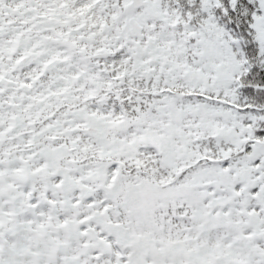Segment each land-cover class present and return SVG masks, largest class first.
Here are the masks:
<instances>
[{"label":"snow or ice","instance_id":"obj_1","mask_svg":"<svg viewBox=\"0 0 264 264\" xmlns=\"http://www.w3.org/2000/svg\"><path fill=\"white\" fill-rule=\"evenodd\" d=\"M0 264H264V0H0Z\"/></svg>","mask_w":264,"mask_h":264}]
</instances>
